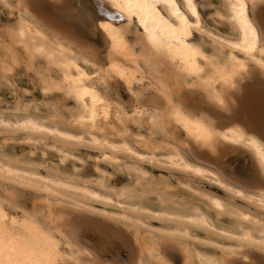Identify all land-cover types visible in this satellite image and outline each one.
Segmentation results:
<instances>
[{
    "label": "bare ground",
    "instance_id": "6f19581e",
    "mask_svg": "<svg viewBox=\"0 0 264 264\" xmlns=\"http://www.w3.org/2000/svg\"><path fill=\"white\" fill-rule=\"evenodd\" d=\"M51 1L60 16L86 18L95 35L104 38L108 55L102 61L94 46L41 18L39 9L46 0H3L16 11L17 22L1 48L2 75L19 62L17 46L29 65L42 60L43 90L61 92L75 103L71 121L80 131L77 135L61 130L28 113H0L7 140L22 133L27 143L41 145L50 137L49 146L63 159H71V146L87 138L100 148L101 161L117 166L119 152L150 162L163 157L170 166L210 178L264 211V0H221L218 16L231 29L225 35L205 31L198 0H115V5L113 0ZM133 24L141 37L140 54L128 37ZM195 32L209 39L212 53L194 39ZM145 80L156 90L145 104L138 95L139 103L128 112L114 101L118 87L137 96L136 87ZM130 122L139 128L148 125V136L139 137L142 152L134 151L125 135L121 140L107 137V128L117 133L127 130ZM126 170L138 183L147 176L140 167ZM0 178L43 195L37 214L13 211L0 201V264H118L106 257L128 246L133 249L132 264H171L162 240L179 245L183 264H264V214L258 217L226 197L189 184L184 185L210 208L231 217L232 226L216 228L198 204L172 202L154 212L140 200L134 212L156 214L174 224L155 228L119 202L142 198L131 187L113 191L101 186L96 191L89 182L42 176L35 167L2 156ZM95 203H117L121 212L97 208ZM194 229L231 243L208 242L194 236ZM207 246L217 251L210 253Z\"/></svg>",
    "mask_w": 264,
    "mask_h": 264
},
{
    "label": "rangeland",
    "instance_id": "374dc122",
    "mask_svg": "<svg viewBox=\"0 0 264 264\" xmlns=\"http://www.w3.org/2000/svg\"><path fill=\"white\" fill-rule=\"evenodd\" d=\"M198 2L205 31L220 35L231 33L229 25L218 16V11H220L222 6L221 0H198ZM46 4L47 5H45L44 2L45 7L43 6L44 8L41 7L42 9H39L41 10L39 13L41 18L50 20L58 28L67 32L70 31V33L83 39L87 44L94 46L100 51L101 59H103L102 61L106 60L109 47L101 34L95 35L92 24L86 18L80 15H72L69 17L60 16V12H57L55 8L56 4L51 0H46ZM51 5L52 7H50ZM52 8L55 9L53 10ZM39 10L37 11L35 8L37 13ZM54 11L56 13H54ZM44 12L46 15H44ZM52 13L54 14L52 15ZM57 13L59 14L57 15ZM63 17L64 20L65 18H67V20L62 21ZM61 21L64 23H61ZM16 22V11L5 5L3 0H0V54H3V50L1 49L2 46L8 44L7 32L16 25ZM128 37L130 43L132 45L134 44L133 46H135L137 53L140 54L141 42L139 43V40L141 37L138 35L134 24L132 25L131 31L128 33ZM194 39L201 43L207 52H213V47L205 35L195 32ZM15 50H17L20 56L19 62L15 65L13 64L12 69L7 71V73L5 72L3 75L0 70V113L8 117L28 113L51 126H53L54 122L61 130L80 135L78 127L71 121V112L76 108L75 103L61 92H45L43 90L40 75V73H43L42 68H44L42 60H36L35 65L31 66L26 60L21 47L17 46ZM144 83L142 87H136L137 96L128 93V90L123 86L118 87L120 94L119 97L113 95L114 101L116 99V101L122 104L128 112H131L132 108L139 103L135 100L138 95H140L138 97L140 101L145 104L146 99L156 94V90L154 91L155 87L152 85V88H150V82L148 80H145ZM0 131H3V133H0V156L31 165L35 167L42 176L58 175L70 179L74 178L80 182L82 180V182L84 181L83 183L86 184L89 182L88 185L93 187L96 191H99L101 186H104V189L113 191L121 190L124 187H131L136 193L143 195L142 198L138 200L120 199L119 202L122 207L129 209V212L133 216H139L145 223L155 228H169L174 226V224L156 214L134 212L140 200H142L145 209L154 212L160 211L161 207L170 205L172 202L198 204L210 214L217 225L216 228L220 229L222 227L232 226L231 217L214 211L206 204L204 199L192 192L184 184H189L195 189L204 190L223 199L226 197L224 200L228 203L240 209H251L250 211L258 217L264 214V211L251 205L248 201L240 197H234L232 194L228 193L224 187L216 181L210 180V178L201 179V177H195L192 174L178 170L166 162H163V157H158L160 161L155 159V161L150 162L148 159L140 160L134 155H129V153L119 152L115 154V157H117L120 163V166H117L109 162L101 161L100 148L94 147L90 141L85 138L80 144L71 146L73 158L63 159L59 153L49 146L52 145V139L50 137L46 139L47 141L45 140V142L41 143V145H34L27 143L22 133L11 136L12 139L7 140V133L3 129H0ZM147 131L148 125L146 122L142 128L130 122L127 125V130L120 128L117 133L111 131L109 128L106 129L107 137L110 136L111 139L115 136L114 140H121L122 137L125 138L126 136L127 138L125 139L136 152H142V149H140L142 144L139 143V137H147ZM160 147L164 149L165 145L161 143ZM130 167L142 168L147 172V176L139 183L136 182L135 177L126 170V168ZM41 199H43V195L40 190L38 191L31 186L17 182H8L0 178V201H4L7 207L12 208H10L11 210L37 214L42 204ZM161 199L165 200V203L161 202ZM93 205L111 212H121V205H117V203L108 207L99 203ZM122 228L126 230L124 227ZM192 234L208 242H215L218 244L231 243L221 236L203 230L194 229ZM162 241L164 244V253L171 264H183L179 245H170L168 244V242H170L169 240ZM167 246L173 249L170 250L171 248ZM206 248L210 253L217 251L211 246H207ZM248 249L247 247L245 250L247 251ZM115 250L113 254H116L113 256H110L112 254L108 255L106 260L118 264H132V262L135 261L132 247H121Z\"/></svg>",
    "mask_w": 264,
    "mask_h": 264
},
{
    "label": "snow or ice",
    "instance_id": "6c2138e0",
    "mask_svg": "<svg viewBox=\"0 0 264 264\" xmlns=\"http://www.w3.org/2000/svg\"><path fill=\"white\" fill-rule=\"evenodd\" d=\"M113 4L115 5V0H113Z\"/></svg>",
    "mask_w": 264,
    "mask_h": 264
}]
</instances>
